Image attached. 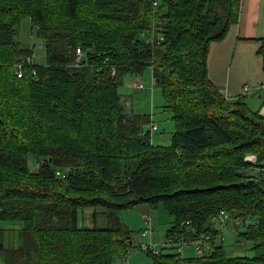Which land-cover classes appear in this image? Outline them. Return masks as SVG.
Instances as JSON below:
<instances>
[{
  "label": "trees",
  "instance_id": "obj_1",
  "mask_svg": "<svg viewBox=\"0 0 264 264\" xmlns=\"http://www.w3.org/2000/svg\"><path fill=\"white\" fill-rule=\"evenodd\" d=\"M239 7L240 0H0V220L21 222L11 248L3 242L11 228H0L7 264H124L117 258L135 243L120 212L144 202H163L175 217L172 244L146 249L153 264H264V179L247 172L256 163L245 158H264V117L242 96L225 97L207 69L210 43L238 21ZM26 16L47 62L18 76L15 64L33 55L16 37ZM259 53L264 59V37ZM151 65L176 122L169 146L153 144L150 118L128 111L118 92L126 73ZM98 207L106 225H87L81 212L92 208L96 222ZM221 210L233 222L253 220L237 230L253 256L229 255L215 241L211 219ZM203 234L210 238L202 254L171 250Z\"/></svg>",
  "mask_w": 264,
  "mask_h": 264
},
{
  "label": "rangeland",
  "instance_id": "obj_2",
  "mask_svg": "<svg viewBox=\"0 0 264 264\" xmlns=\"http://www.w3.org/2000/svg\"><path fill=\"white\" fill-rule=\"evenodd\" d=\"M53 8V3L50 1L49 5ZM48 7V10L50 9ZM85 11L89 12V5H84ZM17 39L20 43L28 48H32L33 61L45 64L47 62L46 48L44 41L37 35V27L32 24L30 16H26L22 19ZM134 82L143 83L144 88H137L134 86ZM118 92L124 100L125 108L128 111L140 115L142 117H149L150 122L145 126V130H151V139L154 145L169 146L173 143V133L176 129V122L173 116V112L166 108V98L163 93L162 87H160L153 79L152 69L147 67L143 72H128L123 77V82L118 87ZM153 125H156V129H153ZM246 155H255L259 160L256 163V168H250L248 173H254L258 179H264V158L253 151H247ZM29 166L31 169L37 170L39 168L38 161L33 153L29 155ZM253 171V172H252ZM92 208H87V212L83 215L81 212V218H84L87 225L105 226L107 223V214L104 208H97V221L95 222L92 215ZM144 214H148L152 218L154 224L150 231H144L147 228ZM120 216L123 222L130 227L133 231L135 247L131 252L127 253L128 264H153V257L151 255L152 250H146L144 246H151L155 249H160L161 246L170 239L167 238L168 230L175 217L170 213L163 202H160L156 206H152L149 203H140L136 206L125 208L120 212ZM80 218V219H81ZM21 222L18 220H0V228L17 227ZM215 226L220 230V234L217 237V241L222 243L227 251V254L234 255L239 252L254 255V249L252 248V241L250 240H238V236L235 232V224L231 221L217 220ZM189 231L190 227H188ZM191 233V232H190ZM188 241L183 244L182 257L194 258L198 256L196 242ZM241 242V245L238 243ZM173 252H178V248H172ZM124 256L117 258L118 262L123 261ZM0 264L2 260L0 258Z\"/></svg>",
  "mask_w": 264,
  "mask_h": 264
},
{
  "label": "crops",
  "instance_id": "obj_3",
  "mask_svg": "<svg viewBox=\"0 0 264 264\" xmlns=\"http://www.w3.org/2000/svg\"><path fill=\"white\" fill-rule=\"evenodd\" d=\"M239 9L238 21L229 26L222 39L210 43L208 75L225 97L242 96L251 110L260 111L264 103V59L259 53L264 37V0H240ZM153 79L155 82L154 75ZM20 225L8 227L11 229L4 231L3 242L6 247L11 248L18 243L13 229H18ZM213 226L220 234L214 221ZM238 240H241L239 236ZM240 243L238 245H241ZM240 254L243 253L234 255ZM0 258L3 264H7L5 251L0 250ZM128 259L129 257L124 255L123 261Z\"/></svg>",
  "mask_w": 264,
  "mask_h": 264
},
{
  "label": "built area",
  "instance_id": "obj_4",
  "mask_svg": "<svg viewBox=\"0 0 264 264\" xmlns=\"http://www.w3.org/2000/svg\"><path fill=\"white\" fill-rule=\"evenodd\" d=\"M154 4L157 5V1H154ZM153 36L150 37L149 41H155L156 40V35L154 36V34L152 33ZM77 55H76V64L78 65L81 60H82V55H83V51L80 47H77V51H76ZM33 62V59L32 57H28L26 60H22V61H19L15 64V67H16V72H17V75L18 76H22L23 73H24V67L26 65H29V64H32ZM150 68L152 69V72L154 71V66L151 65ZM33 72L36 73V69L34 68L33 69ZM134 86L137 87V88H144V84L141 82V83H138V82H134ZM260 113L262 114V116L264 117V103L263 105L261 106L260 108ZM156 125H153V129H156ZM246 160H249V161H254L256 163L259 162V160L257 159V157L255 155H246L245 156ZM256 168V166H255ZM58 174L60 173V171L57 172ZM145 218H146V225H147V228L146 230L144 231L145 233H147L148 231H150L152 229V223H151V218L147 215H145ZM212 221L216 222L217 220H221V221H231L230 219V214L226 211V210H221L218 214L214 215L211 219ZM249 222H253L252 219H249L245 222H243V220L241 219H234V224H235V232L237 234V230L240 229V228H244L246 227ZM147 231V232H146ZM217 235H219L218 233L214 236L215 237V241L217 240L216 237ZM209 238H210V235L209 234H203L202 236H200L199 238L195 239L194 241L196 242L197 244V250H198V254H202L203 253V250L207 249L209 247ZM193 241V242H194ZM168 242V243H167ZM166 243L168 245L172 244V240L169 239ZM218 242V241H216ZM186 243L185 241H181V242H178L176 243L177 246H178V249H179V252L182 254L183 252V244ZM165 244V243H164ZM144 249H148V248H152L151 246H144L143 247ZM156 252L158 251V249H155L153 248ZM124 264H128V260H124Z\"/></svg>",
  "mask_w": 264,
  "mask_h": 264
}]
</instances>
